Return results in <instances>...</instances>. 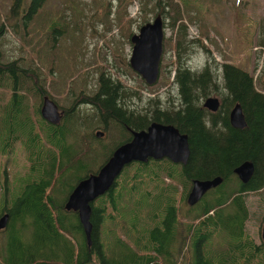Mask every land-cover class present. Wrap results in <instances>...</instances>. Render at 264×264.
<instances>
[{
    "label": "trees",
    "instance_id": "obj_1",
    "mask_svg": "<svg viewBox=\"0 0 264 264\" xmlns=\"http://www.w3.org/2000/svg\"><path fill=\"white\" fill-rule=\"evenodd\" d=\"M23 1L14 0L11 10L18 13ZM44 1L29 0L24 5L25 24ZM171 1L153 0L150 4L148 0L145 5H154L165 17ZM177 20L175 16L172 24L179 25L178 31L184 37L187 25ZM182 44L178 40L175 82L182 101L178 110L162 108L154 97L150 100L158 101L157 106L148 112L129 109L125 107L121 83L104 73L98 91L85 98L96 107L106 128L117 123L129 133L117 145L131 139V129H144L152 121H161L188 133L191 146L186 164L167 157L128 164L123 176L91 203V244L77 211L65 207L76 184L98 170L89 166V149L84 153L75 137L69 138L71 126L76 124L74 115L80 119L79 115L66 110L58 124L45 119L39 107L31 115L26 74L13 62L0 63V86L8 78L13 90L1 117L3 129L7 127L5 139L0 129L1 149L11 150L19 140L29 161L27 178L11 202L7 197L9 180L6 182L7 198L0 214L8 211L10 220L0 230L8 235L7 250H0V264H181L183 259L184 264H264V242L256 243L247 232L251 211L245 198L247 191L264 187V91L257 88L253 73L231 62H223L220 69L213 68L211 62L200 70L192 69L183 61L186 51ZM218 77H223L229 100L224 97L220 109L213 112L203 105V98L219 88ZM37 83V92L44 93L43 81L44 85ZM236 102L242 104L246 115L244 128L233 126L229 119L230 107ZM111 154L112 150L107 159ZM246 159L255 164L252 178L248 182L238 178L233 183L235 167ZM78 169L86 173L78 175L64 195L61 184ZM218 175L223 176V182L190 205L187 195L193 179ZM166 176L181 179L185 186L182 200L189 204L187 215L191 221L180 220L177 186ZM152 181L153 189L149 187ZM126 193L131 197H125ZM124 217L132 221L127 223ZM115 221L118 227H126L128 234L115 235L117 228L107 225ZM131 233L135 239H129ZM215 234L223 236L220 249L212 248Z\"/></svg>",
    "mask_w": 264,
    "mask_h": 264
},
{
    "label": "rangeland",
    "instance_id": "obj_2",
    "mask_svg": "<svg viewBox=\"0 0 264 264\" xmlns=\"http://www.w3.org/2000/svg\"><path fill=\"white\" fill-rule=\"evenodd\" d=\"M13 2L0 0V63L13 62L21 68L20 72L26 74L31 115L34 116L35 108L41 109L43 104L44 93L36 90L37 82L42 81L45 92L61 109L73 110L79 115L80 119L74 115L76 124L71 126L69 138L75 137L84 153L89 149L91 169H99L107 161L108 152H113L127 133L117 123L106 128L96 107L85 100L98 91L101 73L121 83V90L126 93L125 107L129 109L138 112L152 110L158 101H151L150 97L158 98L162 108H179L182 101L175 82V70L180 40L186 51L183 61L192 69L200 70L207 62L220 69L223 62H231L253 73L257 88L264 91V0H172L165 17L154 5L146 6L148 0H45L27 24L21 7L18 13L11 10ZM27 3L29 0H24L23 6ZM149 3L153 4V0ZM160 13L164 18L165 32L160 76L157 82L149 84L130 64L131 36ZM175 16H178V23L184 21L187 25L184 37L178 31L179 25L172 24ZM12 24H16L14 28ZM53 32L57 36L55 43L48 36ZM218 78L219 88L211 95L222 101L224 97L229 100L223 77ZM7 79L0 86V129L5 126L1 117L13 92ZM6 129L2 131L4 139ZM97 130H103L104 135L98 136ZM1 141L0 135V208L7 197L11 202L20 193L29 166L27 150L21 141H15L14 148L6 151L1 149ZM126 170L127 166L121 177ZM85 173L78 169L61 184L64 195L77 176ZM238 178L234 176L233 183ZM165 179L177 186L180 220L191 221L187 215L189 204L182 200L185 186L181 179L167 176ZM6 182L9 192L4 198ZM149 187L155 188V183L152 181ZM124 196L131 197L129 193ZM245 198L251 211L246 223L247 232L259 244L264 242V187L247 191ZM124 220L127 223L132 221L129 217ZM107 225L117 228L115 235L128 234L126 227H118V221ZM129 239H135L133 233ZM222 239V235L215 234L212 248L220 249ZM1 240L0 250L6 251L8 235L5 236V232H0ZM190 256L191 252H188V260ZM180 262L184 264V259Z\"/></svg>",
    "mask_w": 264,
    "mask_h": 264
},
{
    "label": "water",
    "instance_id": "obj_3",
    "mask_svg": "<svg viewBox=\"0 0 264 264\" xmlns=\"http://www.w3.org/2000/svg\"><path fill=\"white\" fill-rule=\"evenodd\" d=\"M164 36V18L162 14H158L152 21L142 24L139 32L134 33L131 38L134 44L130 64L149 84L157 82L160 76ZM220 105L221 101L215 95L208 96L204 101V106L214 111L218 110ZM41 114L55 124L59 123L63 116L57 102L48 94L44 95ZM230 122L239 128L247 126L246 115L240 102H236L232 107ZM104 133L103 130L96 131L98 136ZM131 133V139L119 144L97 172L90 173L76 184L65 202L68 210L77 211L89 244L92 243L93 230L91 203L115 184L128 164L136 160L148 161L151 158L163 157L186 164L190 159L189 135L175 124L152 121L147 128L131 129ZM234 171L243 182H248L255 171V164L246 159L238 164ZM223 179L221 175L193 179L187 195L188 203L196 204L209 189L222 183ZM9 220L10 214L6 211L0 216V230L8 226Z\"/></svg>",
    "mask_w": 264,
    "mask_h": 264
},
{
    "label": "flooded vegetation",
    "instance_id": "obj_4",
    "mask_svg": "<svg viewBox=\"0 0 264 264\" xmlns=\"http://www.w3.org/2000/svg\"><path fill=\"white\" fill-rule=\"evenodd\" d=\"M20 7H21V9L23 10V13H24V11H25L24 9H25V8H24V6H23V2H21ZM25 7H26V6H25ZM48 36H49V37L51 38V40L55 43V41H56V37H57L56 34L53 32V33H51V36H50V35H48ZM48 36H47V41H49ZM61 37H62V36H61ZM131 38H132V36H131ZM131 40H132V39H131ZM132 42H133V41H132ZM133 44H134V43H133ZM45 94H48V93L44 92L43 97H44ZM121 94H122L123 97L125 98L126 93L122 91ZM48 95H50V94H48ZM210 96H211V95H210ZM215 96H216V95H215ZM50 97H51V96H50ZM207 97H208V96H207ZM207 97H206V98H207ZM124 98H123V99H124ZM206 98H205V99H206ZM53 99H54V98H53ZM219 99H220V97H219ZM54 100H55V99H54ZM55 101H56V100H55ZM204 101H205V100H204ZM220 101H221V105H222V100L220 99ZM57 104H58V103H57ZM58 105H59V104H58ZM203 105H204V102H203ZM221 105H220V107H221ZM233 106H234V105H233ZM233 106H232V107H233ZM180 107H181V106H180ZM180 107H179V108H180ZM220 107H219V109H220ZM179 108H175V110H178ZM59 109H60V110L63 112V114H64L65 111H64L63 109H61V106H60V105H59ZM208 109H209V108H208ZM219 109H218V110H219ZM231 109H232V108H231ZM231 109H230V111H231ZM209 110H210V111H213V112L218 111V110L214 111V110H211V109H209ZM63 114H62V115H63ZM229 119H230V112H229ZM60 122H61V121H60ZM60 122H59V123H60ZM57 124H58V123H57ZM163 158H165V157H163ZM167 158H168V157H167ZM151 159H152V158H151ZM151 159H149V160H151ZM154 159H155V158H154ZM169 159H170V158H169ZM149 160H148V161H149ZM170 160H171V159H170ZM177 163H178V162H177ZM179 164H182V163H179ZM238 177H239V176H238ZM251 178H252V177H251ZM251 178H250V179H251ZM250 179H249V180H250ZM240 180H241V179H240ZM209 190H210V189H209ZM209 190H208V191H209ZM262 236H263V235H262Z\"/></svg>",
    "mask_w": 264,
    "mask_h": 264
}]
</instances>
